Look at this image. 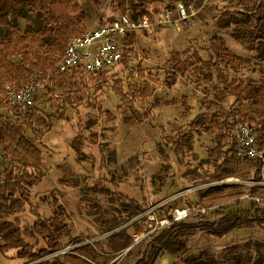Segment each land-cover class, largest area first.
<instances>
[{"label": "rangeland", "instance_id": "rangeland-1", "mask_svg": "<svg viewBox=\"0 0 264 264\" xmlns=\"http://www.w3.org/2000/svg\"><path fill=\"white\" fill-rule=\"evenodd\" d=\"M125 1L130 14L182 2L190 21L180 27L150 26L133 37L132 46L141 56L139 66L144 77L131 75L132 70L122 66L98 75L68 72L81 83V103L63 108L58 101L61 89L55 86L53 93L36 84L35 103L25 116H13L8 106L0 111L12 124L26 129L29 114H37L33 122L44 128L45 134L35 144L42 152L46 174L33 184L31 203L25 210L0 217V224L12 221L14 228L26 229L43 219L53 231L63 227L61 251L73 252L89 264H135L150 252L157 238L153 233L134 244L135 233L148 231L145 221L150 210L169 215L176 208H188L185 221L196 222L200 219L201 195L207 189L236 185L245 192L240 203L231 202L203 213L210 222L229 213L249 220L222 238L201 231L190 237L186 253L165 254L158 264H264V221L258 213L249 212L246 197L254 186L252 180L217 178L209 157L219 136L209 126L218 114L238 108L236 99L225 95L224 89L236 79H264V20L248 22L247 16L239 13L236 21H228L225 12L255 11L264 6V0ZM78 2L85 31L108 24L123 9L120 0ZM260 17H264V9ZM11 20L22 30L49 24L40 5L39 9L24 6L11 15ZM11 32L10 24L0 23V37ZM218 41L242 57V64L227 66L218 60ZM195 53L206 64L198 62V69L178 74L176 82L168 84L176 54L186 59ZM149 74L154 95L146 100L129 101L114 89L117 79L125 85L136 81L142 87ZM175 100L177 103H166ZM127 119L134 123H127ZM234 140L231 136L229 146ZM260 181L264 190V176ZM27 241L34 250L47 246L39 236ZM54 255L45 259L52 261ZM38 262L19 256L18 249L0 252V264Z\"/></svg>", "mask_w": 264, "mask_h": 264}, {"label": "trees", "instance_id": "trees-1", "mask_svg": "<svg viewBox=\"0 0 264 264\" xmlns=\"http://www.w3.org/2000/svg\"><path fill=\"white\" fill-rule=\"evenodd\" d=\"M120 3L123 7L122 13H126L127 2L120 0ZM39 5L41 9H45L49 24L22 30L11 20V15L24 6L39 9ZM261 9H264V6L258 7L255 11H226L225 13L228 21H236L239 13H244L248 22L259 21L264 20V17H260ZM80 13L81 6L78 0H0V23L10 24L12 27L11 34L0 37V111L3 108L7 110V106L9 107V86L21 88L30 83L44 85L53 93H56L55 86L61 89L62 94L58 101L62 103L63 108L73 106L75 102L81 103L84 99L81 83L77 82L74 75L59 72L57 69L59 58L71 38L82 35L86 30ZM218 42V60L227 66L242 64V57L232 53L221 41ZM129 52H134V48H128L125 55ZM176 58L174 74L166 80L168 84L175 83L178 74L198 69L196 67L198 62H201V65L206 64L197 53L186 59L176 54ZM124 64L128 67L126 60ZM138 71L140 77H144L145 72L140 66ZM133 74L132 71L131 75ZM148 77L142 87L136 81H128L125 85L122 79H117L114 89L129 101H136L139 98L146 100L154 95L149 80L152 77L151 74ZM224 92L225 95L236 99L238 108L227 114H218L209 126L211 129L208 128L219 134L217 144L209 151V157L215 165V175L219 179L237 177L242 180H260L262 162L259 159L240 158L234 150V142L231 146L229 144L236 125L240 121L252 127L257 135L260 149L264 150V79L260 82L236 79L224 89ZM166 103L172 104L177 101ZM146 115L149 117L150 112ZM37 118L35 112L29 114L25 120L28 123L26 129L22 125L12 124L0 113V147L10 158L5 170L6 181L0 185V217L15 216L23 212L26 205L31 203L33 184L46 176L43 171L42 152L35 144V140H42L45 130L33 122ZM129 121L134 123L133 119L126 120L127 123ZM140 121H143V118H140ZM249 193L264 195V190L258 186H252ZM244 195L245 192L241 190V186H213L201 195V209L206 208V212H209L220 205L231 202L240 203ZM250 211L258 213L260 219L264 221V208L253 200L250 201ZM199 217L200 219L196 222H174L157 236L150 252L135 264H158L165 254L183 255L188 250L190 237L197 233L205 231L217 238H222L249 220L238 213L224 214L219 220L213 222L206 220L207 215L201 211ZM51 229L43 219L37 220L31 228L26 229L14 228L12 221L3 222L0 224L2 235L0 252L6 253L8 250L18 249L19 256H29L31 260H39L37 264H89L87 260L76 256L73 252L61 253L64 247L61 244V239L65 235L64 229L59 226L55 227L54 231ZM35 236L42 237L47 246L34 250V246L27 241V238ZM55 253L57 254L53 256L54 260L45 259L46 256Z\"/></svg>", "mask_w": 264, "mask_h": 264}, {"label": "built area", "instance_id": "built-area-1", "mask_svg": "<svg viewBox=\"0 0 264 264\" xmlns=\"http://www.w3.org/2000/svg\"><path fill=\"white\" fill-rule=\"evenodd\" d=\"M190 21L187 6L182 2L176 5H166L156 10H150L142 14L121 13L118 18L108 24L101 25L85 31L82 35L71 38L66 46L58 64L57 69L62 73H106L115 66H122L132 70L139 75L138 66L141 56L134 49L125 55L128 48H134L131 44L133 37L150 26H181ZM127 61L128 67L124 64ZM10 96L8 105L13 116L21 117L30 110L35 103L37 86L35 83L27 84L21 88L9 86ZM234 150L240 158L259 159L263 168L261 178L264 176V150L260 149L257 135L250 125L238 122L233 132ZM8 156L0 149V185L6 181V166L9 163ZM254 186L260 188V180H252ZM249 201H255L264 208V195H246ZM205 212L206 208L200 210ZM189 216V209L180 207L169 215H158L150 210L147 213L145 224L148 231L134 234V244L156 233L159 236L174 222L185 221ZM130 249V248H129ZM66 252V251H60ZM58 252V253H60ZM57 254V253H56Z\"/></svg>", "mask_w": 264, "mask_h": 264}]
</instances>
